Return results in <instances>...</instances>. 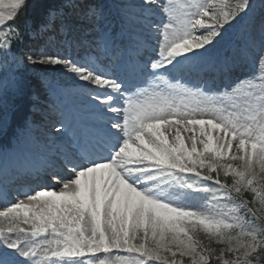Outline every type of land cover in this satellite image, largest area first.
<instances>
[{"label":"snow or ice","instance_id":"6c2138e0","mask_svg":"<svg viewBox=\"0 0 264 264\" xmlns=\"http://www.w3.org/2000/svg\"><path fill=\"white\" fill-rule=\"evenodd\" d=\"M26 5L0 0V86L25 38L10 22ZM135 7L121 19L134 15L140 33L118 45L107 28L87 40L103 19L91 0H62L38 30L83 29L85 40L66 42L86 45L85 56L18 61L59 70L85 111L75 127L53 126L61 143L43 163L47 183L0 210V264H264V9L257 15L252 0ZM249 58L257 71L232 80ZM217 80L230 82L221 90ZM38 82L69 94L46 75ZM197 196L207 197L201 207L188 203Z\"/></svg>","mask_w":264,"mask_h":264},{"label":"rangeland","instance_id":"374dc122","mask_svg":"<svg viewBox=\"0 0 264 264\" xmlns=\"http://www.w3.org/2000/svg\"><path fill=\"white\" fill-rule=\"evenodd\" d=\"M116 1L119 3L117 4ZM102 2L103 7L110 14V16H113V18L118 20L120 19L116 22L118 25L122 24L123 31L122 29L120 30L121 33L125 34L126 39H128L129 35L135 36L136 34L140 33L139 22L136 20L134 15L130 19V23L128 22L129 24H126V27H124V23L121 19L122 7H129L133 13L139 12V9L136 8L135 5L139 4L140 0H103ZM252 2L255 13L259 15L261 10L264 9V0H252ZM151 18L157 22L161 19L158 13L153 14ZM154 44V40L146 41L147 54L145 55V59H148V57L152 55V47ZM22 54L23 53L16 50L15 45L13 44L11 52H9L6 57V71L4 74L3 85L0 86V120L5 122V131L8 127L9 115L12 106L24 92V85L28 78L34 77V72L36 75H46L49 79L56 81L52 72L44 73L41 69L26 68L20 65L18 61L21 57H23ZM105 63H107V61H105ZM113 67L114 65H109V69ZM238 67L239 69L237 70L236 67L232 74V80L249 77L257 71V66L252 58H249L246 62L240 64ZM117 70H119L118 67ZM224 81L225 83H223ZM229 82L230 81L228 80L216 81L217 85L221 87V90L222 86ZM64 90L69 94L62 95L59 98L50 95L47 92L48 100L46 104L49 107V111L45 113L44 117H50L52 121L47 120L44 121L43 124H30L28 128L21 130L13 137L10 148H0V161L3 159L8 160V162L2 166V168L4 167V170H8L10 168L19 169V165L17 163H23L28 167L29 165H32L33 162H35L36 165L41 166L44 163L46 157L53 154L61 143L60 137L54 132L53 124L57 123L55 127H59L58 121L62 118H66V123H71L72 126L75 127L76 124L83 118L85 105L82 102V98L77 95L79 90L69 86L65 87ZM46 133H48V135H46ZM23 146L27 147L31 154L33 153L32 155L30 154L31 157L30 155L28 156V159L21 157L20 154L17 153L18 148ZM36 155H39L40 157H37ZM35 157H37L36 160ZM5 191H7V189ZM5 191H3V193ZM6 194L7 196L11 194L12 197H8L7 199L5 194H3L2 197H4L5 200H8L7 203L5 202V205L17 199V195L14 193ZM205 199H207L206 196H197L191 201H188V203H191L196 207H201L203 206ZM3 207L0 210H2ZM256 207L259 208V205ZM261 211H264V209Z\"/></svg>","mask_w":264,"mask_h":264},{"label":"trees","instance_id":"16d2710c","mask_svg":"<svg viewBox=\"0 0 264 264\" xmlns=\"http://www.w3.org/2000/svg\"><path fill=\"white\" fill-rule=\"evenodd\" d=\"M60 4H61V0H42V1H38L36 4L34 3V1L30 0L29 2H27L26 7L20 10L19 15L14 19L12 24L18 27L21 31L24 21L26 22L36 21L35 20L36 11L41 10L44 15L45 12L47 13L49 9L55 8ZM69 17L71 20L74 19L71 13L69 14ZM104 22L105 21L102 19L100 22L101 25ZM32 28L33 30L36 29V25L33 26ZM74 30L75 33L78 34L77 37L85 39L83 29L74 28ZM45 38L40 37L39 39L36 40V38L32 39L25 35V38L22 40V45H21L23 47V51L27 53L34 50L35 53H39L41 50L49 46V43ZM87 39H89V37H87ZM75 40H77V38H75ZM35 90L37 93H41V88L37 82H36ZM31 107H32V102L31 100H29L28 97H26L25 101L21 103L20 106L17 105L16 110L13 112V117H12L13 123L16 122L19 123V125H24L28 118H31L33 120L38 118V115L35 112H31Z\"/></svg>","mask_w":264,"mask_h":264},{"label":"bare ground","instance_id":"6f19581e","mask_svg":"<svg viewBox=\"0 0 264 264\" xmlns=\"http://www.w3.org/2000/svg\"><path fill=\"white\" fill-rule=\"evenodd\" d=\"M17 153L20 154L21 157L27 158V159H28V156L30 155V151H29V149L27 147L18 148ZM4 162H5L4 160H1L0 164H2Z\"/></svg>","mask_w":264,"mask_h":264}]
</instances>
